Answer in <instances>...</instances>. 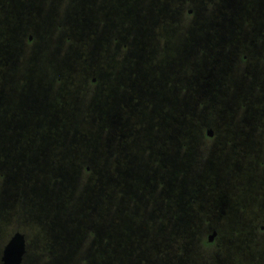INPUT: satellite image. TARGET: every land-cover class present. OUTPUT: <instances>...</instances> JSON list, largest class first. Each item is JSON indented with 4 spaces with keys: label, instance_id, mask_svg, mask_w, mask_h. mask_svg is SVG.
I'll list each match as a JSON object with an SVG mask.
<instances>
[{
    "label": "rangeland",
    "instance_id": "rangeland-1",
    "mask_svg": "<svg viewBox=\"0 0 264 264\" xmlns=\"http://www.w3.org/2000/svg\"><path fill=\"white\" fill-rule=\"evenodd\" d=\"M36 1L17 66L0 56L5 75L40 79L37 112L25 121L31 124L8 130L7 144L0 143V264L15 233L25 241L21 264H218L215 247L204 243L207 212L221 215L228 201H220L222 181L208 175L223 168L231 193L243 187L229 181L239 173L226 165L229 145L220 141H238L241 133L224 110L243 118L255 99L232 104L207 97L216 61L222 65V55L237 53L215 34L219 42L192 45L193 24L204 26L220 10L237 28L239 12L254 13L256 0ZM163 7L177 9L175 30L165 33L172 27L167 16L145 37L143 28L159 22L147 25L145 18ZM111 12L113 33L99 29ZM222 12L213 19L221 28L229 24ZM145 38L153 45L148 49ZM4 46L5 52L16 47ZM208 129L216 142L206 137ZM257 134L256 162L264 170V138ZM239 149L230 162L244 160ZM189 206L196 217L178 221L190 219ZM227 227H218V235ZM229 229L236 235L240 228Z\"/></svg>",
    "mask_w": 264,
    "mask_h": 264
},
{
    "label": "flooded vegetation",
    "instance_id": "flooded-vegetation-1",
    "mask_svg": "<svg viewBox=\"0 0 264 264\" xmlns=\"http://www.w3.org/2000/svg\"><path fill=\"white\" fill-rule=\"evenodd\" d=\"M83 1L85 0H79L78 3L81 5ZM102 1L107 0H101V2ZM36 2V0H0V56L6 55L7 59L6 61H2L3 63L8 61L6 64H9L15 61L14 65H16L15 55L18 57L23 50V33H26V30L29 28H33V22H31V20H34L37 16ZM254 4H256V11L254 13H247L245 11L239 12L240 16L236 24L237 28L234 22L231 21L229 15L222 11L223 22H228L229 24L226 27L223 26V28L217 23L215 25L213 24V19L219 16L218 14L221 15L220 10H218L216 14H214V17H212L209 22L207 21L204 26H199L198 23H196V25L193 24L194 36H192V45L197 47L202 46V42H205L203 41L204 38H206V45L208 42L211 45L213 41H217L214 38L215 34V37H224L221 41L222 44H227L228 46L232 44L235 46L236 49H232L234 51L236 50L237 53L233 54V52H228V54L222 55V65L218 64L219 60L216 61L217 71L214 73L213 69L211 71L212 74L207 83L210 89V91L208 89L206 91L207 97L210 96L209 99H211L214 95L212 99H227L231 100L232 104H234V100L238 99H255L253 105L244 109V113H242L243 118H239V114L241 113L229 114L224 110L229 117L233 119L237 118V123L234 124L233 127L234 130L241 133V138L238 141L228 140L227 142L229 143L220 141L223 144L229 145L228 148L226 147L228 149V155H224L226 165L228 167H234L237 173H239L238 177L230 179L229 181H234L235 183L237 181V184L239 185L241 183L243 187L240 189H233L232 191L235 192L231 193V191L225 187V185L228 184L225 182L228 177L222 171L223 168L219 169L216 173L214 172L208 175V179L211 180V182H214L213 179L222 181L223 184L219 188L223 197L220 198V201H225L226 198L228 201V203L224 205V210L221 214L223 222L216 225V221L218 218H221V215H216L215 210L212 212L208 210L207 212V223L209 224L210 234L206 237V242L204 243L206 246L215 247V252L213 251V253H211V258L213 259V257H216L218 264H246L247 262L264 264V224L261 225L264 221V215L261 212V206L264 207V198H262V196H264V170L260 166L261 163L256 162L260 154V152L256 151V148H260L259 144L261 143L260 139H256L257 135L259 136L257 132H262L260 138H264V107L262 108L260 106L264 100L260 99L264 98L262 96L264 95V0H256ZM77 8H79L78 4H76V9ZM177 14L176 8L172 13L167 12L166 8L163 7L161 11L155 13L153 18H151V16L145 18V22L148 20L147 25L151 22L153 24L157 20H159V22H156L157 25L153 26L151 30L149 28L147 29V27L143 28V34L146 37L147 33L155 32L162 23H165L167 16L170 22H172V27L167 30L164 28L162 33H164V30L165 33L171 29L173 30L175 19L178 18ZM187 14H191V10L187 11ZM111 15V18L107 15V17H104L103 20L100 21L102 23V25L99 23L100 30L102 29L103 31L111 33L116 31V24L109 21L116 18V12H111ZM75 18L79 20L84 19L81 12H77ZM29 22L31 24H28ZM205 31L206 33L202 35ZM164 34L162 37L165 38ZM202 36L204 37L202 38ZM9 42L18 49L15 47L14 51L5 52L4 45ZM30 42L31 37L29 36L26 46ZM144 43L146 49L153 46L149 38H145ZM233 57L234 59H232ZM231 61L236 65H230L229 63ZM29 68L32 69L33 65H30ZM220 74H222L221 81L217 82ZM27 78L28 77L5 75L2 64L0 63V143L5 139L4 143L7 144L6 132L8 130L16 133L22 130V128H28L31 123H25V121L28 120L27 116L29 113L30 115H34L37 112L36 89L37 85L40 83V79L38 81V79L36 80L34 77ZM92 81L94 82V80ZM223 88L226 89V92H223ZM229 103L231 104V102ZM229 110L232 111V108ZM22 114H24L23 119H21L20 116ZM11 125L12 129H10ZM15 125H18V127L16 126L13 128ZM6 126L9 127V129H7ZM208 131L211 132L210 136H207ZM206 137L209 138L212 143L217 141L213 129L206 130ZM4 143H2V145H4ZM234 147H240L239 150L241 155L244 153V160H239V162L237 161L236 163L230 162L228 156L235 154V150H233ZM208 200L212 203L213 198L211 195ZM239 206H244L245 209H239ZM188 212L192 213V215H186V217L190 219H178V221L183 223L191 221L192 218L196 217L195 213L197 214V209L193 206H189ZM221 225H225V227L228 226L225 236L218 235V227ZM231 225L240 228L238 234H229V227H231ZM260 247V254L255 253V249ZM252 248L253 251L251 252Z\"/></svg>",
    "mask_w": 264,
    "mask_h": 264
},
{
    "label": "water",
    "instance_id": "water-1",
    "mask_svg": "<svg viewBox=\"0 0 264 264\" xmlns=\"http://www.w3.org/2000/svg\"><path fill=\"white\" fill-rule=\"evenodd\" d=\"M211 132H207L210 136ZM25 254V241L21 234L15 233L3 248L1 264H21Z\"/></svg>",
    "mask_w": 264,
    "mask_h": 264
}]
</instances>
